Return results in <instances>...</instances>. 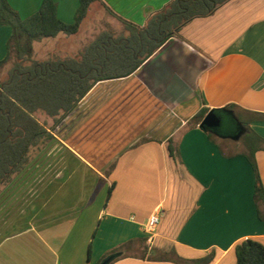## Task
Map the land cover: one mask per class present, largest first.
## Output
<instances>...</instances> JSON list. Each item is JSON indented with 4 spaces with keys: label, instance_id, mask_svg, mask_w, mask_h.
Wrapping results in <instances>:
<instances>
[{
    "label": "crops",
    "instance_id": "1",
    "mask_svg": "<svg viewBox=\"0 0 264 264\" xmlns=\"http://www.w3.org/2000/svg\"><path fill=\"white\" fill-rule=\"evenodd\" d=\"M169 1L101 0V7L143 26ZM77 3L62 14L56 3L57 17L72 23ZM39 5L29 1V14ZM85 20L75 35L44 38L39 46L63 43L55 57L74 56L70 44ZM10 33L0 25V61ZM49 58L54 55L39 52V61ZM8 70L0 67V82ZM227 105L264 139V120L256 119L264 114V0H228L187 22L130 75L95 83L52 127L49 150L40 155L51 159L44 173L60 177L62 169L82 168L99 192L84 209L70 196L47 210L51 200L39 199V214L31 216L15 212L18 199L5 201L0 264H99L116 249L124 256L109 264H176L155 259L169 252L183 260L211 254L208 264H234V247L244 239L264 246V218L257 217L253 172L241 148L214 142L198 124L189 125L199 110ZM221 148H232L230 156ZM254 157L264 190V150ZM46 185L39 182V190ZM154 212L159 220L149 244L144 225ZM150 252L153 259L146 257Z\"/></svg>",
    "mask_w": 264,
    "mask_h": 264
},
{
    "label": "trees",
    "instance_id": "2",
    "mask_svg": "<svg viewBox=\"0 0 264 264\" xmlns=\"http://www.w3.org/2000/svg\"><path fill=\"white\" fill-rule=\"evenodd\" d=\"M227 1L170 0L150 14L143 26L117 17L126 34L113 35L110 31H102L74 56L38 61L32 58L34 42L59 34L75 35L91 6L94 3L101 5V0H79L72 23H64L57 17L53 0H41L38 9L25 19L19 17L7 0H0V25L11 30L5 45V56L0 61V67L11 62L7 78L0 82V188L21 172L32 149L40 150L51 141L52 127L76 106L95 83L130 75L165 41L177 36L187 22L212 14ZM234 108V105H227L220 109H201L191 118L189 125H199L209 111L220 118L219 127L202 129L214 142L218 139L221 144L228 142L233 145L232 148L237 151L238 147L241 148L239 152L253 172V202L257 217L262 220L264 190L254 154L264 150V139L249 129L247 122L234 113ZM37 113L51 119L52 125L48 128L40 123L35 117ZM256 119L264 120V114H256ZM224 123L234 125L235 132H222ZM232 148L227 150L230 152ZM167 150L173 158L172 147L167 146ZM228 151L221 148L224 155L230 156ZM130 243L132 241L127 244ZM119 250L111 251L103 261L109 264L124 256ZM234 254V264H264V246L253 239H244L236 244ZM152 255L150 252L146 257L153 259ZM144 257L143 253L141 258ZM211 258L209 254L196 260H183L173 252L155 257L172 260L176 264H208Z\"/></svg>",
    "mask_w": 264,
    "mask_h": 264
},
{
    "label": "rangeland",
    "instance_id": "3",
    "mask_svg": "<svg viewBox=\"0 0 264 264\" xmlns=\"http://www.w3.org/2000/svg\"><path fill=\"white\" fill-rule=\"evenodd\" d=\"M29 1L31 0H9V5L13 10H15L18 13L21 19H25L34 13L33 12L29 14V11L27 9L29 8L28 7ZM54 1L56 3H59V9L61 11V14L63 11H67L68 6L71 5V3L73 2V0H54ZM85 19L86 20L82 26V31L77 36V38H75V40L71 41L70 44V48H71L70 50L73 51L71 52L74 55H76L77 52L80 51L84 45H86L98 33L102 31H110L113 35H118L120 33L126 34L123 24L118 20V18L113 16L104 7H101V5L97 3L94 6H92ZM45 46L46 47L43 48L47 50L50 54L54 55V58H57L55 56L58 55V50L60 46L62 48L63 46L66 47V45H63V43H59L57 45L50 44ZM43 48L42 46L41 47L39 46V41L34 42L32 58L39 61V52L40 51L42 52V50H44ZM43 54H48V53L44 51ZM10 64L11 62L6 63V67H10ZM6 76L7 74L5 75V77L1 78V80H3L4 78L6 79L7 78ZM35 117L40 123H43L46 127L49 128L51 126L50 122L49 124L46 123L47 118L44 115L37 113L35 114ZM221 131L226 134L234 133L235 127L234 125H230V124L226 125L224 123V125L221 127ZM47 150H49V147L47 148L46 145L40 150L32 149L30 151L29 153L30 158L27 164L23 167L20 173H18L13 177L12 181L15 179V177H17L13 181V184H11L12 182L11 181L6 186L0 188L1 206L5 207L4 202L7 200H12L14 202V200L18 199V204H22V205L19 208H16L17 210L15 212L17 214H21L22 212H24V210H26L25 212L26 215L31 216L32 214H39V199L45 201L46 199L51 200V202H49L45 207V210H47L49 208H52L54 201L57 202L58 200H62L70 196L73 197L78 204L80 202L79 207H82L84 209L85 204L89 202L88 199L89 200L93 199L95 193L99 192V187L96 184L94 185V187H92L96 179H92L93 175L89 173H85L82 168H75L74 171H71L72 169L69 168L67 171L64 172H63L64 169H62L61 170L62 174L60 177L54 176V174L44 173V171L42 170L43 168L42 166L46 164L45 162L51 159L43 158L42 155H40V153ZM41 181L43 183H47L46 185V187H48L47 189L39 190V182ZM28 183L29 184L36 183V184L29 188V186L26 185ZM62 183H64L65 186L62 187L61 189V187L58 186L57 184H62ZM104 199L105 198H103V200ZM8 208L9 206L6 207V209ZM14 208H15V204L12 207V210ZM94 208L95 206L91 207L90 209L94 210ZM96 226H97V222L95 221L91 229L89 240H91V238L93 237ZM77 239H78V234H77V238L75 237L76 241ZM88 245L89 244L85 246V251H84L85 260L88 254Z\"/></svg>",
    "mask_w": 264,
    "mask_h": 264
},
{
    "label": "built area",
    "instance_id": "4",
    "mask_svg": "<svg viewBox=\"0 0 264 264\" xmlns=\"http://www.w3.org/2000/svg\"><path fill=\"white\" fill-rule=\"evenodd\" d=\"M159 217L157 212L152 213L146 220L144 225V231L147 235V242L152 243L153 234L158 223Z\"/></svg>",
    "mask_w": 264,
    "mask_h": 264
},
{
    "label": "water",
    "instance_id": "5",
    "mask_svg": "<svg viewBox=\"0 0 264 264\" xmlns=\"http://www.w3.org/2000/svg\"><path fill=\"white\" fill-rule=\"evenodd\" d=\"M220 125V118L213 113L212 111L207 112L203 119L201 120L199 127L202 129L203 127L207 128H217ZM100 264H106L105 261L101 262Z\"/></svg>",
    "mask_w": 264,
    "mask_h": 264
}]
</instances>
